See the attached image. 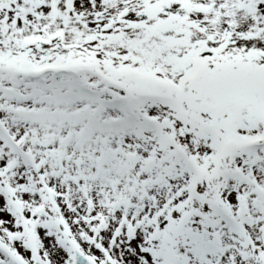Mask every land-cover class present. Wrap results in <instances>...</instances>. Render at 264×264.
<instances>
[{
    "label": "snow or ice",
    "instance_id": "snow-or-ice-1",
    "mask_svg": "<svg viewBox=\"0 0 264 264\" xmlns=\"http://www.w3.org/2000/svg\"><path fill=\"white\" fill-rule=\"evenodd\" d=\"M0 264H264V0H0Z\"/></svg>",
    "mask_w": 264,
    "mask_h": 264
}]
</instances>
